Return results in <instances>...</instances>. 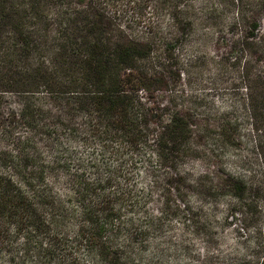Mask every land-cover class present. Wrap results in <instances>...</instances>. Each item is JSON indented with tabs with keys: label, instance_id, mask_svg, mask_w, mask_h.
<instances>
[{
	"label": "rangeland",
	"instance_id": "rangeland-1",
	"mask_svg": "<svg viewBox=\"0 0 264 264\" xmlns=\"http://www.w3.org/2000/svg\"><path fill=\"white\" fill-rule=\"evenodd\" d=\"M114 2L125 10L124 22L136 37L145 42L153 36L150 54L139 65L168 81L153 101L163 109V122L172 110L187 113L190 138L163 163L148 145H138L133 154L113 142L104 152L100 143L64 132L58 139L44 136L28 144V133L21 130L20 145L0 144L6 161L0 176L18 182L13 163L27 159L30 187L18 183V188L30 199L34 190L49 195L65 217L58 230L32 234L29 251L24 234L31 229L17 234L9 226L0 241V264L261 263L255 246L264 221V192L256 197L254 223L242 217L227 184L230 178L246 181L262 173L264 137L253 130L243 107L239 69L247 55L241 52L236 22L240 14H255L264 25V0ZM174 9L179 14L173 21ZM165 57L172 64L169 74L153 63ZM16 101L8 96V107ZM116 150L120 156L112 154ZM79 230L99 232L111 262L97 258Z\"/></svg>",
	"mask_w": 264,
	"mask_h": 264
},
{
	"label": "trees",
	"instance_id": "trees-1",
	"mask_svg": "<svg viewBox=\"0 0 264 264\" xmlns=\"http://www.w3.org/2000/svg\"><path fill=\"white\" fill-rule=\"evenodd\" d=\"M172 11L174 21L179 13ZM124 18L125 10L114 0H0V144L17 147L25 138L21 130L28 133V144L44 136L55 140L64 132L100 143L104 152L113 142L133 154L138 145H148L161 162L169 161L179 142L190 138L189 115L172 110L163 122V109L153 100L168 81L139 65L150 54L153 36L142 42ZM236 23L241 52L247 55L239 69L246 91L243 107L253 130L264 137V25L255 14H240ZM167 41L161 46L164 54ZM163 59L154 66L161 63L158 69L169 74L172 64ZM8 96L17 97L15 106L8 107ZM2 159L0 164H6ZM260 160V178H230L227 184L242 217L254 223L256 197L264 192V158ZM28 162L18 158L13 163L18 182L0 176V241L9 226L17 234L30 228L24 234L26 251L32 234L58 230L65 217L49 195L34 190L30 199L20 191L18 183L30 187ZM87 233L79 230L94 255L111 262L112 252L99 242L100 233ZM255 249L264 264V221Z\"/></svg>",
	"mask_w": 264,
	"mask_h": 264
}]
</instances>
